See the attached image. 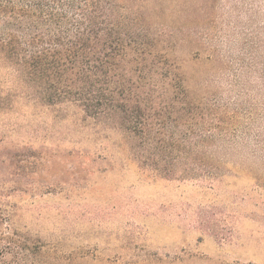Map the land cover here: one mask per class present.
<instances>
[{
	"label": "rangeland",
	"instance_id": "1",
	"mask_svg": "<svg viewBox=\"0 0 264 264\" xmlns=\"http://www.w3.org/2000/svg\"><path fill=\"white\" fill-rule=\"evenodd\" d=\"M122 3L135 28L260 32L264 60V0ZM134 147L76 105L18 95L0 107L2 247L14 233L29 251H49L46 264H264L257 162L232 157L213 183L166 180L139 166Z\"/></svg>",
	"mask_w": 264,
	"mask_h": 264
},
{
	"label": "trees",
	"instance_id": "2",
	"mask_svg": "<svg viewBox=\"0 0 264 264\" xmlns=\"http://www.w3.org/2000/svg\"><path fill=\"white\" fill-rule=\"evenodd\" d=\"M122 1L0 0V107L25 95L111 120L166 180L213 183L235 156L264 171L262 33L135 28ZM12 234L0 264H46Z\"/></svg>",
	"mask_w": 264,
	"mask_h": 264
}]
</instances>
